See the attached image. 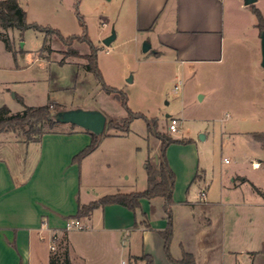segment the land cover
I'll list each match as a JSON object with an SVG mask.
<instances>
[{"label":"crops","instance_id":"obj_1","mask_svg":"<svg viewBox=\"0 0 264 264\" xmlns=\"http://www.w3.org/2000/svg\"><path fill=\"white\" fill-rule=\"evenodd\" d=\"M18 1L29 23L39 22L30 16L44 14L48 4H65V0ZM103 4L116 13L112 24L115 40L119 30L122 34L128 30L137 40L150 44L147 53L153 59L176 65L184 76L194 72L201 78L204 72H215L212 76L218 83L220 101L227 104L221 105L227 114L263 117L264 68L242 62L249 53L262 61L261 38L244 35L238 17L248 7L254 13L255 5L247 6L243 0H73L67 16H74L76 8L78 19L81 8L91 12ZM67 5L69 8V2ZM257 9L264 15L262 7ZM0 33L12 41V30L0 28ZM12 46L15 58L0 37V108L6 106L14 114L28 106L18 89L22 79L17 74L21 70L19 54L27 52L18 49L16 41ZM46 60L40 53L39 61ZM75 108L96 109H70ZM222 133L231 139L235 162L249 164V168H232L214 178L202 167L196 140L168 148V162L176 175L171 253L177 260L184 252L192 253L196 264H215V251L233 264H238V254L249 253L256 264L258 251L233 247L259 246L262 241L264 197L252 184L264 190V147L254 132ZM244 134L251 138L242 137L241 143L247 144L240 148L238 137ZM90 142L89 134L70 124H57L40 142L25 143L11 131L0 134V264H50L52 258L64 264L66 256L71 264H143L133 259L142 255H150L154 264H174L168 260L159 234L167 226L161 197L141 199L136 213L117 204L98 208L90 218L81 219L83 229L66 230L81 205L148 187L147 175L138 177L139 148L129 142L128 134L103 137L94 152L77 162L76 156ZM136 183L142 187L137 189ZM143 215L151 229L136 226Z\"/></svg>","mask_w":264,"mask_h":264},{"label":"rangeland","instance_id":"obj_2","mask_svg":"<svg viewBox=\"0 0 264 264\" xmlns=\"http://www.w3.org/2000/svg\"><path fill=\"white\" fill-rule=\"evenodd\" d=\"M70 2L72 3L73 0H65L63 7L54 3L48 4L45 6L44 14L37 16L31 14L30 17L38 19L39 22L36 23L39 25L59 30L65 37L81 35L82 28L77 19L76 8H73L74 16L73 13L67 16V10H72ZM254 5L256 8L264 9V0H257ZM22 6L27 8L25 2ZM248 8L247 13H240L238 16L243 29L241 32L260 39V30L256 26L258 19L252 9ZM90 11L86 12L85 8L79 10L87 25L90 39L99 49L98 65L104 81L108 86L117 88L128 96V107L133 112L144 114L150 119L156 118L159 122L158 130L165 134L177 139L196 140L201 147L202 167L207 170L210 177L217 178L232 168H249V164L235 162L231 139L223 135L222 130L264 132V115L259 118H243L227 114L229 112L222 107H226L227 104L218 97L216 86L218 83L212 76L215 72H204L201 78L194 72L184 76L176 65L156 61L152 53H145L144 42L137 40L131 31L127 30L122 34L119 30V37L106 46L103 43L104 39L110 37L113 32L116 33V29L112 28L116 13L108 4ZM104 19L108 21L105 26L102 24ZM239 30L238 28L240 33ZM238 32L236 31L234 37L239 36ZM10 37L12 41H16L18 49L27 52L19 54L18 64L21 70L17 74L22 79L19 80L18 89L24 94L28 106L38 107L55 102L61 104L62 110L66 109L63 106L67 109L76 106L94 107L106 115L107 124L112 120L113 125H121L123 119L128 116L122 101L107 94L94 74L84 69L85 59L69 57L67 58L69 63L60 64L65 58L63 52L67 51L68 47L57 38L51 37L46 42L45 35L33 29L26 30L22 35L17 30H12ZM18 39H20L19 43ZM256 46L258 49L259 44ZM72 47L82 55L90 53V47L86 43L75 42ZM40 53L47 59L46 61H39ZM23 54L26 56L22 57ZM258 59L256 60L254 55L249 53L243 55L242 62L261 65V60L259 62ZM131 78L132 81H129ZM204 95H207L205 99ZM167 115L170 117L168 118ZM171 118L178 119L179 132H169ZM107 124L103 137L105 134L121 133ZM206 134H209L208 138ZM202 135L205 136L204 140L201 139ZM245 136L244 134L238 137L240 138L237 142L238 147L242 148V144H247L246 141L241 143L245 140L241 138ZM128 137L134 148H139L137 158L140 164L136 167V171L138 177L142 178L147 175L148 167L155 169L158 166L157 157L160 155L161 141L149 134L147 123L143 119H135L131 123ZM248 137L251 138L250 135ZM225 158L229 159V164L225 163ZM136 185L137 189L142 187L140 183ZM261 234L262 241L259 246L245 245L233 248L243 252L258 251L255 263L264 264V225ZM220 254V251H215L217 257L215 264H233L232 259ZM237 256L238 264H252L249 253Z\"/></svg>","mask_w":264,"mask_h":264},{"label":"trees","instance_id":"obj_3","mask_svg":"<svg viewBox=\"0 0 264 264\" xmlns=\"http://www.w3.org/2000/svg\"><path fill=\"white\" fill-rule=\"evenodd\" d=\"M254 14L258 19V28L260 31H264V17L261 11L253 6ZM79 24L82 28L81 35H72L65 37L62 33L50 27H44L37 23H29L27 20L26 11L19 5L18 0H0V28L3 30H18L20 33H24L26 30L33 29L37 32L45 35V41L51 37L57 38L64 46L68 47L67 51L63 54L65 58L60 61V64H65L67 58L75 57L86 60L83 65L84 69L96 77L99 83L102 84L104 91L118 98L122 101L123 106L128 111V116L123 119L121 125H113V121L110 120L107 126L121 131V133L128 134L130 132V125L135 119H143L147 123L148 132L150 135L156 136L161 141L160 155L158 156V166L154 169L148 167V187L139 192L133 193H118L113 195H106L98 200L92 201L89 204L81 205L77 215L73 218L76 220L88 219L92 213L101 207L107 205H121L129 210L136 213L141 205V199L151 200L156 197L164 199V211L166 214L167 226L164 230L159 231V234L164 238L165 241V253L168 260L174 264H196V258L192 253L184 252L181 259H175L171 253V244L173 240V210L174 205V188L176 183V175L171 169L167 151L171 144L174 143H190L192 139H177L172 137L170 134H165L158 130L159 122L156 118L150 119L144 114L133 112L128 107V96L121 90L108 86L105 81L103 74L98 65V48L94 46L90 36L88 35V29L85 21L81 16H78ZM0 37L5 43L6 49L12 51L14 58L17 53L14 52L12 41L5 34L0 33ZM75 42L86 43L90 47V53L82 55L76 49L72 47ZM46 47V44L44 48ZM43 48V49H44ZM61 105L55 102L48 103L44 106H25L24 110L18 113H11L8 107L3 106L0 108V134L3 132H14L25 143L40 142L42 137L52 132L57 126V122L54 120V114L61 111ZM74 129L75 126L71 125ZM91 136L90 144L76 156V161L80 162L82 159L94 152L101 139L104 136L95 135L91 132L85 131ZM111 134H105L109 136ZM254 138L261 142L264 147V132H254ZM264 163V160H263ZM252 187L256 193L264 197V190L252 184ZM144 220L140 223H136V226L142 225L148 229H151L149 222L145 215ZM135 262H143V264H154V260L150 255H142L140 257L133 258ZM50 264H58V260L52 258ZM64 264H71L68 256H66Z\"/></svg>","mask_w":264,"mask_h":264},{"label":"water","instance_id":"obj_4","mask_svg":"<svg viewBox=\"0 0 264 264\" xmlns=\"http://www.w3.org/2000/svg\"><path fill=\"white\" fill-rule=\"evenodd\" d=\"M256 2L257 0H244L245 5L247 6L254 5ZM115 38L116 34L113 32L110 37L104 40L103 43L106 46H109L115 40ZM260 38L262 54L261 66L264 68V31L261 32ZM149 50L150 44L148 42H144L143 51L147 53ZM129 81H132V78L129 79ZM167 117L169 118L170 116L167 115ZM54 120L58 124H70L75 127H79L84 131L91 132L97 136L102 135L105 132L107 124L106 115L97 109H64L54 114ZM201 139L204 140L205 136L202 135Z\"/></svg>","mask_w":264,"mask_h":264},{"label":"built area","instance_id":"obj_5","mask_svg":"<svg viewBox=\"0 0 264 264\" xmlns=\"http://www.w3.org/2000/svg\"><path fill=\"white\" fill-rule=\"evenodd\" d=\"M106 22H107V20H104V23H106ZM168 130H169V132H172V133L180 131L178 119L171 118ZM225 162H228V160H225ZM83 227L84 226L82 224V221L76 220V219H72L69 222H67V224H66V230H68V231L81 230V229H83ZM52 249H54V247H52Z\"/></svg>","mask_w":264,"mask_h":264}]
</instances>
